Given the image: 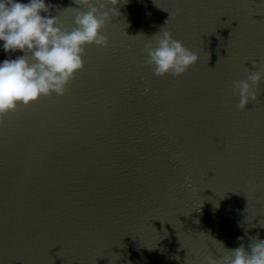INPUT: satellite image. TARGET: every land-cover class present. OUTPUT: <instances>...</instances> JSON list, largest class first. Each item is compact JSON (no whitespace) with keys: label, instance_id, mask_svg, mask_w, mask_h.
<instances>
[{"label":"water","instance_id":"water-1","mask_svg":"<svg viewBox=\"0 0 264 264\" xmlns=\"http://www.w3.org/2000/svg\"><path fill=\"white\" fill-rule=\"evenodd\" d=\"M116 7L64 95L0 122V264H205L264 239V78L243 111L233 91L264 70V0ZM163 29L199 56L180 76L147 63Z\"/></svg>","mask_w":264,"mask_h":264},{"label":"clouds","instance_id":"clouds-1","mask_svg":"<svg viewBox=\"0 0 264 264\" xmlns=\"http://www.w3.org/2000/svg\"><path fill=\"white\" fill-rule=\"evenodd\" d=\"M73 3L77 7L68 9L74 13L75 27L68 30L60 25L58 15L49 14L52 6L46 0H0V49L5 53H24L0 61V122L20 104L27 106L53 93L64 95L76 72L84 67L86 46L108 45V37L101 29L119 13L116 6L127 0ZM174 14L178 15L179 10ZM164 29L153 36L154 44H146L147 63L157 76H180L198 63L199 56ZM252 63L257 65L256 61ZM262 78L264 70H249L247 79L233 82V91L240 98L236 106L239 110L256 100ZM216 242L223 254L219 259L213 255L205 257V264H264V239L258 236L253 238L250 252L243 245L229 250L222 242Z\"/></svg>","mask_w":264,"mask_h":264},{"label":"snow or ice","instance_id":"snow-or-ice-1","mask_svg":"<svg viewBox=\"0 0 264 264\" xmlns=\"http://www.w3.org/2000/svg\"><path fill=\"white\" fill-rule=\"evenodd\" d=\"M20 106H21V105H18L17 107L19 108ZM23 106H24V107H27L28 105H27V106L23 105Z\"/></svg>","mask_w":264,"mask_h":264}]
</instances>
